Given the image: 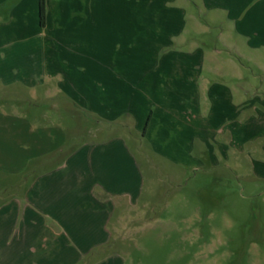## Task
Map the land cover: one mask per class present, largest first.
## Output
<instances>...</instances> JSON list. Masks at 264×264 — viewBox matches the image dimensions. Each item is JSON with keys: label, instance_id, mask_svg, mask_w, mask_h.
Segmentation results:
<instances>
[{"label": "crops", "instance_id": "0c3cea01", "mask_svg": "<svg viewBox=\"0 0 264 264\" xmlns=\"http://www.w3.org/2000/svg\"><path fill=\"white\" fill-rule=\"evenodd\" d=\"M77 1L47 0L43 27L39 0H0V10L11 7L8 22H1L0 18V81L8 85L24 83L35 98L40 93L48 94L51 99L57 92L65 93L74 108L91 111L99 125L95 140L82 143L60 163L49 162L50 166L43 171L42 164L47 162L40 159L61 150V146L53 144L57 137L54 129L62 130L52 125L44 128L49 131H42L32 116H18L28 125L23 126L18 120L13 122L19 134L30 137L29 141L24 138L21 145L27 150L36 148L29 159L38 167L34 169L37 175L29 183L26 194L0 205V210L4 211L0 219V264H18L27 257L21 246L14 245L11 239L9 229L16 227L5 229L1 226L5 212L13 210L12 215L24 216L20 226L30 228L41 223L37 215L43 208L42 213L63 226L64 215L70 211L78 213V203L84 204L87 197L94 203L95 199L101 201L100 195L106 202L116 198L132 200L139 192L142 186L140 167L127 141L129 135L125 133L132 129L125 121L128 117L136 119L137 113L143 114V136L155 144V153L181 163L184 168H196L194 163L198 161L205 170L218 169L223 164L231 166V156H235L237 167L234 166L238 168L239 152L246 140H253L246 138V133L261 135L260 124H264V116L260 117L261 97L259 93L251 94L255 85L246 84L244 67L235 55L249 50L254 54L264 51V0H198L200 5L188 0L205 14L202 24L195 14L192 15L194 26H203L206 32L213 27L221 28L223 47H212L207 52L196 41L184 36L186 0H124L125 17L127 13L133 15L135 18L130 24L139 21L144 32L126 41L123 54H115L114 59L109 57L108 68L101 69L98 61V68L92 70L93 95L88 104L82 103L84 67H70L66 56H62V63L68 66H62L57 60L58 54H52L53 42L63 40L61 31L67 26L63 24L64 16H70ZM90 6L87 3L79 9L81 20ZM115 7L116 4L112 6L114 10ZM93 20L95 23L97 19ZM149 26L154 28L147 30ZM98 33L93 45L100 54ZM187 43L193 44V51H183ZM31 50L34 54H28ZM134 53L148 54L147 58L156 66L136 73L126 61L127 58L131 60ZM198 58L210 59V65L201 68L196 61ZM54 81L56 87H52ZM90 107L92 109H88ZM246 122L249 123L247 132ZM117 126L124 133H113ZM108 130L112 131L111 136H99ZM171 136L182 140L183 146L177 148L175 145L165 153L156 143L163 138L171 140ZM167 145L165 142L164 146ZM100 208L96 206L95 210L100 217L107 218L109 210ZM48 229L46 226L45 231ZM91 236L81 242L82 250L106 242L93 233Z\"/></svg>", "mask_w": 264, "mask_h": 264}, {"label": "rangeland", "instance_id": "374dc122", "mask_svg": "<svg viewBox=\"0 0 264 264\" xmlns=\"http://www.w3.org/2000/svg\"><path fill=\"white\" fill-rule=\"evenodd\" d=\"M194 1L200 5L198 0ZM186 2L184 36L196 41L206 52L212 47H223L221 28L213 27L212 31L206 32L203 26H194L196 22L192 15L195 14L202 24L205 14L194 2ZM87 3L91 5L90 10L81 20L79 9ZM124 3V0H78L77 11L72 10L69 17L64 16L63 24L67 26L63 31V28L59 30L64 34L63 40L52 44V54H58L59 63H62V56H66L70 67H84L85 72L81 75L82 103L92 102V70L98 68V61L101 69L108 68L109 60L114 59L115 54H123L126 41L144 32L145 28L140 27L139 21L130 24L135 18L133 15L127 13L125 17ZM115 4L114 10L112 6ZM99 7L100 11H97ZM10 9V6H5L0 10L1 22H8ZM93 18L97 19L95 23ZM152 28L149 26L147 30ZM98 32L100 54L93 45ZM182 49L193 51V44L187 43ZM28 54L34 52L31 50ZM147 56L134 53L131 60L127 58L126 61L138 73L143 68L156 66ZM235 58L244 67L246 84L255 85L251 94H260V117H263L264 51L254 54L249 50L236 54ZM196 61L201 68L211 62L202 58ZM52 83L54 87L56 81ZM31 95L33 92L24 83L8 85L0 81V205L26 194L29 183L37 175L34 170L37 165L29 159L36 148H23L21 142L24 138L29 141L30 137L19 134L13 126L15 120L23 126L28 125L18 116H32L42 131H49L44 128L52 125L62 130L57 132L54 129L57 137L53 144L54 147L61 146V150L40 159L47 162L42 164L43 171L50 166L49 162L60 163L82 143L95 140L99 132L92 112L74 108L65 93L57 92L52 99L43 93L39 98ZM137 115L136 119L128 117L125 120L132 127L125 133L129 135L127 141L141 172L142 186L137 195L132 200L109 198L112 200L107 202L100 195L98 199L101 201L93 199L95 203L87 197L84 204L78 203V213L70 211L64 215L63 226L42 213L43 208L37 215L41 223L30 228L20 226L24 216L12 215L13 210L5 212L1 226L5 229L16 227L9 229L11 239L27 256L18 264H264V124H260V136L246 133V138L252 137L253 140H246L239 152L238 168L235 156H231V166L223 164L218 169L205 170L199 161L194 163L196 168H184L181 163L157 155L155 144L143 136V114ZM248 125L246 122V132ZM122 132L119 126L113 130L117 135ZM108 135L111 136L112 131L99 136L104 138ZM170 139L163 138L156 145L165 153L173 150L175 145L177 148L183 146L182 140L177 141L172 136ZM165 142L167 146H164ZM96 206L109 210L108 217H100ZM2 212L0 210V219ZM46 226L49 228L47 232ZM91 233L106 242L82 250L81 242L89 240Z\"/></svg>", "mask_w": 264, "mask_h": 264}, {"label": "trees", "instance_id": "16d2710c", "mask_svg": "<svg viewBox=\"0 0 264 264\" xmlns=\"http://www.w3.org/2000/svg\"><path fill=\"white\" fill-rule=\"evenodd\" d=\"M39 16H40V24L41 26L46 25V17H47V0H39ZM149 123V120L146 124V127Z\"/></svg>", "mask_w": 264, "mask_h": 264}]
</instances>
